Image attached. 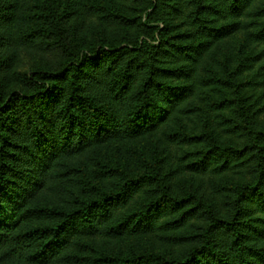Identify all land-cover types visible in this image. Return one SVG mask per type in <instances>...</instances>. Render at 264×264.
Here are the masks:
<instances>
[{"label": "trees", "instance_id": "trees-1", "mask_svg": "<svg viewBox=\"0 0 264 264\" xmlns=\"http://www.w3.org/2000/svg\"><path fill=\"white\" fill-rule=\"evenodd\" d=\"M262 112L264 0H0V264H264Z\"/></svg>", "mask_w": 264, "mask_h": 264}, {"label": "rangeland", "instance_id": "rangeland-1", "mask_svg": "<svg viewBox=\"0 0 264 264\" xmlns=\"http://www.w3.org/2000/svg\"><path fill=\"white\" fill-rule=\"evenodd\" d=\"M242 38L243 35H241V33H235L223 46H221L220 51L225 55H234ZM34 63L35 61L30 58V56L22 55L18 65L15 67V71H28L34 66ZM260 116L264 117V112L260 113ZM147 137L136 142L114 141L112 144V152L106 155V157L109 158V160H112L113 162H119L120 164H126L129 166L135 165L136 168L139 162V158H141V146L143 142H146ZM77 241V253H79L81 256L93 255L92 247H95V250H101L103 246L105 247V254H114V251H117L116 255H118V253L125 254V252L133 250L135 248L158 251L164 249V245L159 242L158 238L149 234L134 237H124L112 243L107 242L106 244L97 245L94 243L90 245L87 239L83 240L82 238H79ZM89 262L92 263L93 261L90 260ZM79 264L89 263L88 261L83 260L79 261Z\"/></svg>", "mask_w": 264, "mask_h": 264}]
</instances>
